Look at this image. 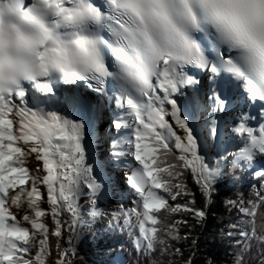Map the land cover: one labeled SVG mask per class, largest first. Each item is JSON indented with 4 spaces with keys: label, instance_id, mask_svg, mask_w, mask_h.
<instances>
[{
    "label": "snow or ice",
    "instance_id": "obj_1",
    "mask_svg": "<svg viewBox=\"0 0 264 264\" xmlns=\"http://www.w3.org/2000/svg\"><path fill=\"white\" fill-rule=\"evenodd\" d=\"M245 176L234 264L264 257V0H0V264L116 232L168 264L189 181Z\"/></svg>",
    "mask_w": 264,
    "mask_h": 264
},
{
    "label": "trees",
    "instance_id": "obj_2",
    "mask_svg": "<svg viewBox=\"0 0 264 264\" xmlns=\"http://www.w3.org/2000/svg\"><path fill=\"white\" fill-rule=\"evenodd\" d=\"M239 176V173H237ZM250 177L245 176L237 183H233L230 178H226L219 183L213 192L211 201L199 192V189L189 181L191 190L196 195V208L205 210L208 215L203 224L195 219L192 214L177 213L175 219H187L188 225L179 224V239L172 242L173 249L179 248V253L169 254L168 264H234V262L228 259V255L223 252L214 253L215 247L219 243L222 246L228 240L225 236L219 235V231L224 230L221 227L222 216H227L228 222L237 219L240 215L228 201L239 200L241 197H247L252 194V188L249 185H245L244 181L249 180ZM243 186V188H239ZM190 199V197H189ZM221 229V230H220ZM203 238H206L204 241ZM117 242L113 247L118 253H124L127 256L126 264H136V259L133 256V242L127 234L117 232L112 238ZM230 243L231 251L234 258H236L237 244L236 240L228 241ZM236 247V248H235ZM256 255V253H254ZM226 258V259H225ZM257 258L256 264H259ZM235 260V259H234Z\"/></svg>",
    "mask_w": 264,
    "mask_h": 264
},
{
    "label": "rangeland",
    "instance_id": "obj_3",
    "mask_svg": "<svg viewBox=\"0 0 264 264\" xmlns=\"http://www.w3.org/2000/svg\"><path fill=\"white\" fill-rule=\"evenodd\" d=\"M255 180V177H250V182L251 181H254ZM231 221H233V220H231ZM229 225H230V222H228V219H227V216H222V218H221V227L222 228H224V230H221V231H219V235H221V236H225L228 240L224 243V245L222 246V244L220 245L219 243L221 242V240L219 239L218 240V244H217V246L215 247V250H214V253H219V252H223V253H226L227 255H228V259L229 260H231V262L233 261H235L234 259V256H231L232 255V253H231V251L233 250L232 248H231V246H230V243L228 242V241H233V240H235V239H230L229 237H228V235H227V233H228V231H229ZM114 235H115V233L114 234H111L110 236H111V238H113L114 237ZM87 236H89L90 237V240H89V237H86V242L82 245V246H85V245H87V248H90L91 249V255L94 257V258H99V256H97L96 254H93L92 252H94V248H93V246L92 245H90L89 243H91V241L93 240V238L94 237H92V235L91 234H88ZM108 237L105 239V242H108ZM203 240L205 241L206 240V238H203ZM236 248V247H235ZM111 253L113 254V253H115V254H117V255H111ZM111 253H106L105 251H103V253H101L100 252V255L103 257V259L105 258H107V259H109L108 257H110L111 256V260L112 261H115L116 260V258H117V256H118V258H120L119 257V255H121L120 253H117V252H115V250H112L111 251ZM113 257H116V258H113ZM226 259V258H225ZM104 262V261H103ZM109 263H110V261H109Z\"/></svg>",
    "mask_w": 264,
    "mask_h": 264
},
{
    "label": "bare ground",
    "instance_id": "obj_4",
    "mask_svg": "<svg viewBox=\"0 0 264 264\" xmlns=\"http://www.w3.org/2000/svg\"><path fill=\"white\" fill-rule=\"evenodd\" d=\"M92 237H95L96 234H91ZM52 244H53V249H55V241L53 240L52 241ZM90 245L93 246V240L91 241V243H89ZM84 248V251L81 252V255L82 256H85V260H86V264H110L109 263V259H99L98 257L97 258H94L92 255H91V249L90 248H87V245L85 246H82ZM98 256V255H97ZM109 258V257H108ZM104 261V262H103Z\"/></svg>",
    "mask_w": 264,
    "mask_h": 264
}]
</instances>
